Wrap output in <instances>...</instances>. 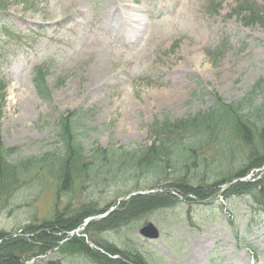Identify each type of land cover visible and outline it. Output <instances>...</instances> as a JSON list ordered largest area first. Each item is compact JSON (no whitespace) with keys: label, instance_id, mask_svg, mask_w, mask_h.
<instances>
[{"label":"rangeland","instance_id":"obj_1","mask_svg":"<svg viewBox=\"0 0 264 264\" xmlns=\"http://www.w3.org/2000/svg\"><path fill=\"white\" fill-rule=\"evenodd\" d=\"M37 68L48 100L37 93ZM1 81L0 138L22 157L56 151L58 122L71 112L87 149L150 146L154 123L208 112L216 97L240 101L264 85V0H0ZM247 177L261 181L264 171ZM214 181L197 196L170 190L174 206L91 227L84 240L99 251L94 242L137 252L144 264H264V182L224 193L227 184ZM119 185L77 189L57 211L67 203L119 210L117 192L131 183ZM11 203L0 206V231L23 234L54 215L55 185L43 179ZM149 223L156 240L139 234ZM28 264L95 263L48 252Z\"/></svg>","mask_w":264,"mask_h":264},{"label":"trees","instance_id":"obj_2","mask_svg":"<svg viewBox=\"0 0 264 264\" xmlns=\"http://www.w3.org/2000/svg\"><path fill=\"white\" fill-rule=\"evenodd\" d=\"M41 70H35L39 75L37 93L42 100H48ZM1 84L0 95L3 97L6 87ZM256 97H260L259 103ZM78 121L77 112L62 117L57 133L60 147L41 155L22 157L16 150L4 146L0 138V206L11 205L15 194L43 183V179H49L55 185V208L61 200L73 198L77 189H96L103 181L111 182L117 188L121 187L120 182L131 183L125 192H117V200L159 187L166 191L135 195L121 201L117 204L119 210L90 222L82 236L70 237L68 233L78 229L86 218L104 214L110 206L98 210L91 204L74 206L67 203L60 212L56 208L52 218L25 227L23 234L0 231V264H28L32 257L45 256L48 252L60 256L81 255L95 264H124V261L144 264L137 252L116 250L114 246H103L99 242L94 245L101 251L92 249L84 235L91 227L105 230L116 223H127L174 206L179 200L170 190L178 195L197 196L198 191L203 190L201 183L213 176L216 177L214 186L227 184L224 193L262 189L260 185L264 179L237 180L264 165V85L261 83L240 101L227 104L216 97L208 112L154 123L149 129L153 138L150 146L125 149L111 145L105 150L96 146L87 149L77 129ZM205 150L209 156L205 155ZM236 161L241 162H237V170L236 166L233 168ZM141 178L144 181H140ZM262 193L264 198V190L258 191V194Z\"/></svg>","mask_w":264,"mask_h":264},{"label":"water","instance_id":"obj_3","mask_svg":"<svg viewBox=\"0 0 264 264\" xmlns=\"http://www.w3.org/2000/svg\"><path fill=\"white\" fill-rule=\"evenodd\" d=\"M144 193H141V192H137V193H133L131 194L130 196H135V195H143ZM129 196V197H130ZM128 197L126 198H122L120 199L119 201H122V200H126ZM110 212V210L108 212H106L103 216H101L100 218H104L108 213ZM92 220H95L94 218H88L84 225L82 226V229ZM139 234L147 239V240H156L158 238V231L157 229L155 228V226L151 223L143 226L140 231H139Z\"/></svg>","mask_w":264,"mask_h":264},{"label":"bare ground","instance_id":"obj_4","mask_svg":"<svg viewBox=\"0 0 264 264\" xmlns=\"http://www.w3.org/2000/svg\"><path fill=\"white\" fill-rule=\"evenodd\" d=\"M194 264H196V262L194 261ZM198 264H199V262H198Z\"/></svg>","mask_w":264,"mask_h":264}]
</instances>
